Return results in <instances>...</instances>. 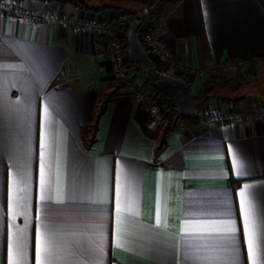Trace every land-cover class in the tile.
<instances>
[{
  "label": "crops",
  "instance_id": "0c3cea01",
  "mask_svg": "<svg viewBox=\"0 0 264 264\" xmlns=\"http://www.w3.org/2000/svg\"><path fill=\"white\" fill-rule=\"evenodd\" d=\"M2 1L54 17L0 10V264L14 241L26 244L21 264H36L40 232L51 264H96L101 235L104 264H251L240 193L264 225V89L253 83L235 106L219 103L241 121L167 125L135 101L131 80H115L108 41L76 25L112 22L111 36L124 40L127 10ZM160 9L171 59L155 65L195 96L231 60L264 68V0H165ZM225 221L234 237L220 231Z\"/></svg>",
  "mask_w": 264,
  "mask_h": 264
},
{
  "label": "rangeland",
  "instance_id": "374dc122",
  "mask_svg": "<svg viewBox=\"0 0 264 264\" xmlns=\"http://www.w3.org/2000/svg\"><path fill=\"white\" fill-rule=\"evenodd\" d=\"M90 5L99 6L101 4L109 3L112 5H116L119 7L124 8L126 11V16H124V20H128V23L133 21L137 17V11L131 9L132 7H139L141 11H144V9L148 8V12L146 14H153L155 16H159L161 18V6L162 3L165 2V0H155V3L153 6H151V0H86ZM160 12V13H159ZM127 23V24H128ZM113 24V23H112ZM128 35V32H126ZM108 41L107 37H101ZM119 38V37H116ZM121 39V38H120ZM123 40V39H121ZM124 41V40H123ZM171 59V58H170ZM254 63V67L256 69V75L250 76L246 74V69L249 67L251 62H242L243 68H242V76L239 74V72L233 68H228L225 66L224 68H219L216 71L211 72V75L209 79L216 78L219 82L223 83V88H219L216 90V95H210L208 98L203 99L202 95H197L198 98L197 104L200 112V118L198 119H189L192 121L202 120L204 123L205 120H216L217 116L222 115L220 110H218L219 103L221 104H228L229 102H224L223 99H231L236 100L240 98L244 93L247 91H251L254 87L252 86L253 83H257V89L255 91L263 92L262 89H264V82L261 81L264 79V74L262 72L264 71V68L258 64L256 61H252ZM217 73V74H216ZM113 75V72H112ZM115 80L117 82H124L127 80H131L130 83L132 84L131 87L134 90L133 97L135 99V94L137 92H143V94L147 95L152 102H154L155 105L161 110L163 119H157L160 121H165L167 125H179L185 122L187 119L186 117H183L179 114H174L172 119H169V115L172 112V107H170L169 104L166 102V95L162 92L152 88L149 84L145 85V74L144 69L141 65L133 64L128 65V68L125 69V74L122 77H115ZM125 84H127L125 82ZM256 86V85H255ZM200 94V93H199ZM231 101L234 106L237 103H234ZM230 102V103H231ZM264 110V108H263ZM235 112V109H233L232 113ZM264 112V111H263ZM236 114V113H234ZM232 114V115H234Z\"/></svg>",
  "mask_w": 264,
  "mask_h": 264
},
{
  "label": "built area",
  "instance_id": "2783aa9c",
  "mask_svg": "<svg viewBox=\"0 0 264 264\" xmlns=\"http://www.w3.org/2000/svg\"><path fill=\"white\" fill-rule=\"evenodd\" d=\"M0 10H9L12 14L26 18L32 22H41L54 17L53 13H38L29 10H21L18 8H9L3 1H0ZM120 22H124V18L119 19ZM162 19L159 16L153 14H145L143 17V25L141 27L142 33L139 34L140 40L144 46V49L148 55L157 61H169L171 58L170 51L165 44L163 38L159 34V28L161 26ZM77 26H84L89 29L96 31L101 37L108 38V44L111 49V60H112V72L115 77H122L125 74V69L128 65H132L128 50V43L121 40L120 38L112 37L114 24L112 22H77ZM228 68H233L227 66ZM135 101L139 104H146L149 112L155 119H163L161 110L151 101V99L143 94V92H137L135 94ZM217 117L216 120L221 119L222 115ZM234 121H241L243 115L236 113L231 116Z\"/></svg>",
  "mask_w": 264,
  "mask_h": 264
},
{
  "label": "snow or ice",
  "instance_id": "6c2138e0",
  "mask_svg": "<svg viewBox=\"0 0 264 264\" xmlns=\"http://www.w3.org/2000/svg\"><path fill=\"white\" fill-rule=\"evenodd\" d=\"M234 164L237 168V174L242 175L243 173L239 171L240 164L239 161H234ZM45 180L43 176V165L41 166V199H44L43 190H44ZM251 187L250 185H245V189ZM241 213L243 216V224H244V236L247 244V253L248 259L251 261V264H258L259 253L261 248L264 247V225L258 223L257 216L255 213L254 205L252 201L249 199L246 191H241ZM57 202H62L57 200ZM226 227L220 229L225 233L232 234L234 237L237 229L232 226L231 221L224 222ZM183 231L185 233L189 232L190 229L187 225L184 227ZM100 243L95 245L94 251L100 255V259L96 261V264H104L102 255L104 253L103 247V238L102 235L98 237ZM232 244L235 245V239L233 238ZM117 246L123 247V244L117 240ZM26 248V244L22 241H14L13 244L9 246V252L11 259L9 264H21V258L26 255L24 249ZM234 253H237L233 257V260L238 259V249L235 247L232 248ZM51 250L49 247V239L45 233L40 232L36 237V264H51L50 261ZM207 259V258H205Z\"/></svg>",
  "mask_w": 264,
  "mask_h": 264
},
{
  "label": "water",
  "instance_id": "95a60500",
  "mask_svg": "<svg viewBox=\"0 0 264 264\" xmlns=\"http://www.w3.org/2000/svg\"><path fill=\"white\" fill-rule=\"evenodd\" d=\"M131 9L137 11V17L130 22L128 29V54L131 63L141 65L144 69L147 83L154 89L166 95L170 104L178 114L192 119L200 117L196 96L189 83L180 76L159 70L154 60L148 55L139 37V30L143 25V17L148 8L141 11L135 6Z\"/></svg>",
  "mask_w": 264,
  "mask_h": 264
},
{
  "label": "trees",
  "instance_id": "16d2710c",
  "mask_svg": "<svg viewBox=\"0 0 264 264\" xmlns=\"http://www.w3.org/2000/svg\"><path fill=\"white\" fill-rule=\"evenodd\" d=\"M2 1V0H0ZM51 1H54V2H57V3H60V4H67L69 2H73L75 4H77L78 6H80L81 8H90L92 7L86 0H51ZM129 24H126L125 26V30L126 32H128V29H129ZM142 33L141 30H139V34ZM124 41L128 43V40H127V37L124 38ZM243 63L240 62L239 60H231L225 64H223L221 68H224L225 66H231V67H235L234 69H236L239 74H241L242 76V68H243ZM217 74V73H216ZM246 74L247 75H250V76H253V75H256V69L254 67V63L251 62L249 67L246 69ZM145 85H148L147 81L145 80ZM219 88H223V83L219 82L216 78L214 79H207L205 81L202 82V98L203 99H206L208 98L210 95H216V90L219 89ZM241 97L236 99V100H231V99H223L224 102H231L233 101L234 103H238L241 101ZM198 100V98L196 97V101ZM166 102L167 104L170 105V107H172V112L171 114L169 115V119H172L173 115L174 114H178L177 110L170 104V102L168 101V99H166ZM198 106V104H197ZM153 117V116H152ZM200 118V117H199ZM189 119H192V118H189ZM228 119H231L232 118L230 116H223L222 115V118L221 119H218V120H215V121H224V120H228Z\"/></svg>",
  "mask_w": 264,
  "mask_h": 264
}]
</instances>
